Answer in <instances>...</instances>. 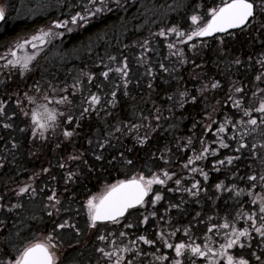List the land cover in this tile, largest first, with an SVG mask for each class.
Masks as SVG:
<instances>
[{"label":"trees","instance_id":"obj_1","mask_svg":"<svg viewBox=\"0 0 264 264\" xmlns=\"http://www.w3.org/2000/svg\"><path fill=\"white\" fill-rule=\"evenodd\" d=\"M178 1H183L188 7L180 9V12L184 11L181 14L185 18L177 23L184 32L191 29L187 9L207 19L208 9L220 3V0H119L118 5L114 4L115 0H105V10L90 18L88 24L71 25L72 32L51 45V49L39 52L30 65L31 71L22 72L19 66L5 67L6 63L3 68L0 67V101L4 108L0 114V203L4 205L0 212V221H3L0 225V252L4 251L5 238L11 239L18 247L21 239H28L38 232L43 235L52 232L55 224L64 217H60L59 213L49 216V213L56 212L47 204H50L47 198L53 192L60 202H66L71 209L73 205L82 204L103 185L140 172L144 175L159 174L162 169L176 175L161 187L153 185L145 204L130 210L116 231H125L131 237L147 235L160 243L159 233L163 232L167 242L175 244L189 235H200L207 227L223 222L225 218L240 224L241 228L247 227L243 226L244 221L252 227V221L244 220L247 216L241 213L237 216V213L241 210L249 215L246 210L249 211L251 206L247 203L264 195L259 181L257 187L252 188V182L247 179L253 174L258 177L264 175V161H261L264 156V147H261L264 144V127H258L254 132L249 129V134L243 138L249 147L240 152L235 151L238 144L232 137L235 135L239 140L244 132V127L239 125L242 118L247 120L243 116V108L259 107V102L264 100V35L255 28H245L231 31L232 35L223 34L209 39L194 37L186 43H178L186 37L171 35L177 40V50L168 54L164 52L163 42L156 40L158 35L151 34L155 37L149 42L150 64L137 62V57L129 53L131 50H123V45H129L131 41L137 43L144 33L141 29L148 28L150 17L147 10L155 7L162 9L166 4ZM7 4L6 20L0 24V54L11 59V55H7L9 48L14 49L18 39L30 37L41 27L47 29L55 19H68L77 11L85 14L81 6L88 5V0H7ZM44 4L50 6L43 7ZM88 6L93 12L101 7L99 2ZM172 23L170 18L165 24ZM137 28L141 31L138 35L137 31L132 32ZM122 54L133 63L132 75L126 85L115 72L118 68L116 61L109 59L116 55L118 63L119 59L123 60ZM237 59L239 64L235 63ZM161 64L167 71L160 67ZM109 68L113 69L110 74L115 76L106 80L101 73ZM88 73L94 74L93 82L84 77ZM258 75L261 80L256 79ZM216 81H219V86L212 88ZM74 84L75 88L79 85L80 92L71 94L69 92ZM37 85L43 91L37 92ZM50 86L56 88L55 94L51 93ZM237 87L244 89L243 94L235 92ZM64 89L67 91L62 93ZM113 91L117 93L115 98L111 96ZM182 92L187 95L181 97ZM25 93L34 97L35 103H30ZM45 94L49 99L54 96L56 100L61 95L71 96V103L62 108L49 104L50 108L57 109L64 116H60L56 126L48 128L43 137L40 129L34 136L30 118L24 113L29 112L30 115L33 108L45 103ZM91 94L100 96V103L89 108ZM230 95L232 100H228ZM192 96L197 97L195 102ZM241 97L242 106L232 107V102ZM84 108H89V111L81 117ZM69 114L73 116L71 123L66 120ZM253 114L259 117V113ZM226 117L235 122L237 128L233 129L229 123L225 125L228 131L218 133L217 129L225 123ZM5 124L11 127L5 128ZM208 124H212L210 129L206 128ZM65 130L74 131V135L65 137ZM144 137H147L146 142L140 144L139 138ZM188 137L192 138L191 145H187ZM221 138L230 145L229 148L220 147ZM105 139L109 143L99 148L98 144ZM258 139L262 141L258 142ZM201 141L210 149H215V155L210 152L204 159L196 160L185 168L188 158L201 152ZM252 144L257 145L255 150L251 148ZM121 153L133 160L131 166L119 158ZM100 155L104 158L97 160ZM227 156L239 159H234L231 165L216 164L217 160ZM193 167L203 169L209 179L205 181L199 172H191ZM69 172L73 173L71 178L68 177ZM176 179L181 180V185L175 184ZM196 180L201 182V189L197 196H192L184 188H191ZM221 181L225 188L217 189L215 185ZM25 185H30V190L17 195L21 186ZM155 188L163 198L153 204L151 200L154 199ZM240 189L244 191L237 195L236 191ZM249 192L253 193L251 199L248 198ZM17 204L22 207H12ZM258 204L257 199V204L251 203L252 208L258 209ZM153 212L155 216L151 215ZM76 213L68 218L75 219L79 225ZM197 213L200 215L197 216ZM145 216H148L147 223L143 222ZM129 218L134 221L130 223L132 228L124 227ZM171 219L174 226L169 225ZM179 226L190 227L191 231L182 240L175 241L176 235L170 236L169 233ZM255 226L259 227L260 223L257 225L256 222ZM151 227L154 230L149 235L147 230ZM87 230L88 234L86 231L82 238L61 243L65 259L74 257L83 249L87 251L88 245L95 248L100 244L99 236L98 244H92L95 228L88 225ZM17 232L21 234L19 238ZM74 235L78 237L76 233ZM260 243L262 239L259 242L256 240V245ZM94 261L85 258L75 264H94Z\"/></svg>","mask_w":264,"mask_h":264},{"label":"snow or ice","instance_id":"obj_2","mask_svg":"<svg viewBox=\"0 0 264 264\" xmlns=\"http://www.w3.org/2000/svg\"><path fill=\"white\" fill-rule=\"evenodd\" d=\"M99 2L101 7L95 8V12L91 11L88 5L95 6ZM115 2L119 5V0H115ZM88 5H82V14L80 11H77L75 15H71L70 19H55L51 21V24L45 29L44 27L39 28L34 34L30 37H25L22 39H18L15 43L14 49L9 48L8 54L11 55L12 59H8L7 63L4 65L5 67H16L19 66L21 71H31L30 65L36 59V56L39 54L41 50V46H44L51 42V38L57 36H64V31H54V29H64L67 32H72L73 28L68 27L69 23L75 26H82L89 23L90 18H94L97 13L103 12L106 8L105 0H88ZM43 7H49V4L42 5ZM110 10V9H109ZM208 18L193 14L190 19L192 22V29L190 32L181 31L177 26H173L167 29V33H174L177 37H186L185 39H181L178 43H186L187 41H192L194 37H208L212 36L215 33H224L228 35H232L233 33L230 31L232 29H245V28H255L258 32L264 35V0H220V3L208 9L207 12ZM6 20V12L4 7H0V21ZM160 36H165V30H161L159 32ZM145 45L148 43L146 40ZM31 45V48L34 50L32 54H26L23 56L17 55L16 50L25 49L27 46ZM169 48H174V44H169ZM195 47V45H192ZM5 59L4 56H0V60ZM110 60H115V57H109ZM235 63L239 64L240 61L237 59ZM127 62L125 61L122 67H118L115 69V72L120 74L122 77L128 76L127 71ZM161 68H164V65H160ZM167 71V68H164ZM113 69L109 68L108 71L101 73V75L107 79L109 73L112 72ZM87 79L91 82L94 78V74L88 73ZM257 80H261V76L256 77ZM79 83V80H77ZM125 85L128 83L127 80L124 81ZM75 84L72 86L75 88ZM219 86V81H216L211 85L212 88H217ZM37 92L43 91L39 85L36 86L35 89ZM51 93H56V88L54 86H50ZM67 91V89H64ZM236 93L243 94L244 89L241 87L235 88ZM30 103H35V98L32 96H28L27 93L24 94ZM117 93L113 91L111 96L115 98ZM187 95L186 92L180 93L181 97H185ZM256 93H253L255 96ZM45 103L39 105L36 108H33L30 112V119L33 125V135H36V129H40V135L43 137L44 130L48 128H52L56 126L58 118L60 116H64V113L59 112L57 109L50 108L49 104H57L63 105L69 103L68 96L61 95L59 100H56L53 96L52 99H49L47 94L43 97ZM192 101L195 102L197 100L196 96L191 97ZM242 99L234 100L232 102V107L240 108L242 106ZM228 100H232V96L228 97ZM186 102V101H182ZM19 103V101H18ZM100 103V96L96 94H91L89 98V108L93 105ZM89 108H84L81 112V117L85 113L89 111ZM4 112L3 102L0 101V114ZM253 113H259V117L254 115ZM25 116H29V112L24 113ZM243 116L247 117V120L241 119L239 121V125L244 127V132L241 134L239 140L234 135L232 137L233 140L237 141L238 147L235 149L236 152H240L242 149L249 147L248 144L243 142L244 136L249 134V129L251 131H256L258 127H264V100L259 102V107H244L243 108ZM159 116L156 117L159 120ZM210 118V117H209ZM67 122H73V116L71 114L66 116ZM212 123H216L212 121ZM232 124V128H237V124L227 117L225 119V123H221L219 128L217 129L218 133H224L228 131L226 128V124ZM5 128L11 127L10 124H5ZM212 124L206 125V128H211ZM63 135L65 137H71L74 135V131L65 130ZM147 140V137L139 138V143L144 144ZM92 141H89L91 144ZM109 141L107 139L104 140L103 143H99V148H104ZM220 147L227 149L230 147L228 143L224 141L223 138L219 141ZM192 144V138H187V145ZM186 145V146H187ZM202 150L198 155H194L193 157L188 158V163L184 165L185 168H188L189 165L193 164L196 160H202L205 158L206 154L210 153L215 155L216 150L210 149V147L204 145V141H201ZM15 147V144H13ZM264 147V144L261 145ZM251 148L255 150L257 148L256 144H252ZM77 157H70V159H76ZM104 157L102 155L97 156V160H102ZM121 160H124L126 165L131 166L133 164V160L127 159L124 157V154L121 153ZM162 158V157H161ZM114 160L116 157L113 158ZM234 159H239V157L227 156L225 159L217 160L216 164L231 165ZM2 166V165H0ZM63 167V165H61ZM217 171L219 169H216ZM43 171L47 172L48 169H44ZM191 172H199L201 176H203L204 180L207 181L209 179L208 173L203 171V169H199L193 167L190 169ZM73 173L69 172L68 177L71 178ZM176 175L174 172H169L166 169H162L159 174L151 173L149 176H145L143 172L137 173L135 175L130 176L126 179L117 180L115 183H109L104 186V188L98 192L97 194L90 195L86 201L85 207L87 209V217L88 224L90 228H96L98 222H111L113 224H119L120 221L126 218L127 214H130V210L136 209L137 206H143L145 204V198L148 197L149 193L153 191V185H164L167 181L172 180ZM163 176V179L161 178ZM251 183L252 188L257 187V181L260 182L259 186L264 188V175H260L259 177L255 174L249 176L247 178ZM175 184L177 186L181 185V180L176 179ZM30 185H25L19 189L17 195L21 193H26L30 190ZM215 187L217 189H224L225 185L223 181L216 184ZM233 190H235L236 186H232ZM201 189V182L196 180L191 188H184L185 192L190 193L192 196H197ZM177 191L179 188L176 189ZM31 191L35 193V189L32 188ZM244 190L240 189L237 191V195H240ZM249 195H253V193L249 192ZM162 195L159 192L154 194V199L151 200V203L155 204L157 201L162 199ZM2 199V198H0ZM48 201L50 202V206L54 208L57 212L60 211L56 206L60 204V200L57 199L56 193L53 192L52 195L48 196ZM259 200L258 211L260 213L258 219L260 221V226L255 227V223L257 220V213L252 212L248 215V220L252 221V226L254 227V231L259 234L262 238V242H264V195L258 196ZM257 199H253L251 201L252 204H257ZM54 201V203H52ZM4 207V205L0 204V208ZM13 208L22 207V205H13ZM170 207H179V205H170ZM12 209L10 208L9 211ZM52 213H49L51 216ZM152 216H155L156 213H151ZM197 216L200 213L196 214ZM35 219V217H33ZM148 216L143 218V222L147 223ZM3 224V221H0V225ZM126 228H132V224L124 225ZM57 229H73L76 233L80 232V229L75 224H70L68 221H64L61 223H56L52 232L48 233L44 239L36 240L31 239L24 241L21 239V246L16 247L15 243L9 239L5 238L4 240V251L0 252V264H60V257L58 255V250L61 247V237L57 232ZM213 229H223L227 230L224 232V243H221L218 249H213L209 245L210 237L205 236V241L203 246L199 243H195L194 241H190L189 243H185L183 241L179 243H168L167 239L164 236V233H159V239L164 242V246L173 249L175 252V258L171 260V264H184V260L181 259L185 257L186 254H189V259L191 257L203 258L205 264H249V260L243 257L234 256L230 250L233 249L236 245L239 244L241 248L244 247V244L241 242L242 237H247L249 240L252 239L249 228L245 227L243 229L236 228L233 224H230L227 218H225L224 223L217 225L212 224L211 227L208 228V232L211 233ZM176 231H179L177 229ZM176 231L169 233L170 236H175ZM185 235H189L191 228L186 227L183 229ZM220 235L219 231L216 233ZM121 236H125L124 232L120 233ZM16 236L19 238L21 236L20 232L16 233ZM99 240L103 241L106 239L105 236L101 235L98 237ZM138 241H143L144 244L154 245L156 240L149 239L145 235H140L137 237ZM131 244H135L136 241H131ZM12 245V251L8 250V246ZM98 251L102 254L104 258H106L111 264H134V260H126L123 255H120L119 252H131L133 249L131 247H125L123 249L114 250V251H105L103 248L98 249ZM14 253V254H13ZM139 251H137V255H139ZM154 255V254H153ZM255 255V253H253ZM113 257L114 261H113ZM156 260L167 261L169 257L167 255H160L155 257ZM256 259L259 261L260 257L257 256ZM191 264H196L195 259H191Z\"/></svg>","mask_w":264,"mask_h":264},{"label":"rangeland","instance_id":"obj_3","mask_svg":"<svg viewBox=\"0 0 264 264\" xmlns=\"http://www.w3.org/2000/svg\"><path fill=\"white\" fill-rule=\"evenodd\" d=\"M0 4L2 5V7L5 8V11L9 7V5L7 4V0H0ZM114 4H117V3H114ZM181 8H188V7L184 6L183 1L172 2L170 4L168 3L162 9H160L159 7H155L153 9H151V10H147L146 13L148 14V17H150L149 18L150 21L148 22V25L146 23V25L148 26V28L141 29V30H144V33H142L141 36L139 35L140 38L137 41V43L135 41H131V43L129 45H126V44L123 45V50L124 49L127 50V51L131 50L129 53H132V55L134 57L135 56L137 57V59H136L137 62H139V61L140 62H143V63L148 62V64H150V62L148 61V60H151L150 59V53H149L151 51V47L149 45V42L153 39V37H155V36H151V34H154V35H158V38H156V40H160L161 42H163L162 43V46L164 47V52H166L168 54L174 53V51L177 50L176 49V47H177L176 41L177 40L174 39V38H171V35H175V34L174 33H167V29L168 28H171L173 26H177V27L180 26L179 24H177L178 23V20H180L182 18H185L181 14L184 11L180 12V9ZM193 14H198V13L192 12L190 10L188 11V9H187V18L189 19V22H190L189 28H191V29H192L193 26H192V22H191L190 17ZM71 15H75V12L72 13ZM169 16L173 20L172 25L165 24L166 23V20L170 19ZM67 18L70 19V17H67ZM145 20H146V18H145ZM157 24H159V26ZM71 25L72 24L69 23L68 27L71 28ZM155 26H156V29H155ZM154 29H155V32H154ZM191 29H190V31H191ZM58 30L59 29H56V30L54 29V31H58ZM62 30H64V29H62ZM161 30H165V32H166V35L165 36H160L159 35V32ZM136 31H137V35H138L139 32H141L140 29H138V28L135 31H132V32H136ZM64 32H65V34L68 33L65 30H64ZM62 39H63V36L62 37L61 36H57V37L51 38V42L48 43V44H46V45H44V46H41V50L39 52H43L44 50L51 49L52 48L51 45H55V42L56 41L59 42ZM146 40L148 41V43L145 45L144 42ZM58 42H57V44H58ZM169 44H174L175 47L174 48H169L168 47ZM157 45H159V42H158ZM159 46L161 47V45H159ZM16 51H17V55L23 56V55H26V54H32V51H34V50L31 48V45H29L25 49L16 50ZM0 56H4L5 57V59L0 60V67L3 68L4 67L3 64L7 63V60L8 59H7V56H5L3 54H0ZM114 57L116 59L115 60H111V62L116 61L115 63L117 64L118 67H122L123 64H124V62L125 61L127 62V65H128V67H127L128 76L127 77H122L120 74H117V75H119L118 77H120V79L124 83V81L125 80L128 81L129 78H130V76L132 75L131 68L133 67V63H132L131 59H129L128 57H126L125 54H122L123 60L122 59L121 60L119 59L118 60V63H117V56L115 55ZM114 76L115 75H112V74L109 73V76H108V78L106 80H110ZM84 77L87 78V75H85ZM93 81H94V79L91 82H93ZM64 92L65 91H62V93H64ZM77 92L78 93L80 92L79 91V85L76 88L70 89V92L69 93L76 94ZM70 97L68 96V100L70 99ZM69 101H70L69 103L60 105V107L62 108L64 106L70 104L71 103V100H69ZM29 118H30V115H29ZM30 121H31V119H30ZM31 126H32V131H33L32 122H31ZM47 130H44V134L43 135L46 134L45 132ZM260 141H262V140L261 139H258V142H260ZM261 161H264V156L261 157ZM149 175L150 174H146L145 176H149ZM104 186L105 185L101 186L102 188H99V190L98 191H95L94 194H97L98 192H100L104 188ZM161 186L162 185H160V187ZM21 187H23V186H21ZM237 191H239V190H237ZM237 191H236V193H237ZM156 192H157V190L155 188L154 189V194ZM252 197H253L252 195H249L248 198L251 199ZM87 199L88 198H86L82 204L73 205L71 207V209L68 206H66V202H62L61 201L60 204L58 205V208L60 209V211L59 212L56 211L55 213H52L53 215H55L56 213H59L60 214V217H61V215H64V217L62 218V220H60L58 223H61V222H64V221H68L70 224L77 225L79 227V229H80V232L79 233H76L75 230H73V229L58 230L57 232L59 233V235L61 237V243H70V241H73L74 239L82 238L86 234V231H87V234H88L87 226L89 224H88V217H87V209L85 207V204H86ZM254 199H256V198H254ZM47 204L50 205L49 203H47ZM247 204L250 205L251 207L248 208L249 211L248 210H246V211L248 212V214H251L252 212H256L257 213V220H256V222H257V225H259L260 221L258 219V217H259L258 215H260V213H259L258 209H256V207H253L252 208L251 203H247ZM35 205H37V204H35ZM28 207H29V204H28ZM1 210H2V208H0V212H1ZM70 212H74V213L71 214ZM75 213L79 215V216L77 215L79 217L78 220L80 221V224L79 225L76 223V220L75 219L72 220V219L68 218L69 216L72 217ZM239 214L240 215L247 216L244 220L248 219V215L246 213L243 214V211L240 210L239 213H237V216ZM172 221L173 220L171 219L170 222H169V225L173 224ZM126 222H127V224L128 223H132V224L134 223V221H133L132 218H129V220H127ZM123 223L115 224V225H111V226L110 225H101V226H99V228L96 227L97 229L95 228L94 233H93L94 234V238H93L92 244H98V240H97V237L98 236H101L103 234H106L107 238L105 240L101 241L100 244H98V246L95 247V248L92 247L93 246L92 244H91L92 246L88 245V248H87L88 250L87 251H85V249H83V251L81 250V251L77 252V254L74 257H71V258H68V259L66 258L65 259L64 258V253L59 248L58 255L60 257V264H66L67 261L70 262L68 264H75V263H79V262L84 261L85 258H88V259L91 258V260H93V261H94V259H96L94 261V264H111V262H109L106 258H104L100 252L97 253V251H95V249L96 248H103L105 251H114V250L123 249L125 247H131V248L134 247V248H137V245L136 244L138 243V240L135 239V237H138V236L135 235V236L131 237L125 231H116V230H118L120 228V226H122ZM235 223L236 222H232V224L236 228L238 226L241 227L240 224L237 225ZM242 223H243V226L247 225V227H250V226H248L249 224L246 221H244ZM250 224H252V223H250ZM173 226H174V224H173ZM185 227L186 226H184V228ZM184 228H182V226H179L178 227L179 231H176L175 241H180V240H182L186 236L185 233H184V231H183ZM102 231H103V234H101ZM121 232H124L125 233V236H121L120 235ZM74 233H76L78 235V237H76L74 235ZM45 236L46 235H43V233L38 232V233L33 234V236L31 235L30 238L24 239V241L31 240V239L42 240V239H44ZM18 241H20V240H18ZM131 241H136V243L133 245V244L130 243ZM141 242L143 243V241H141ZM157 243H160V242L158 241ZM160 244H164V242L161 241ZM263 245L264 244L262 242L259 245L257 244L256 246L251 247L252 249H250V250L253 253H255V255H253V256L250 253V251L249 252H246V254H248V255L250 254L248 256V259L249 260H250V257L252 256L251 260L249 261V264H264V246ZM20 246H18V247H20ZM85 247H83V248H85ZM8 250L11 252L12 251V247L10 246L8 248ZM127 253L122 252V254H121V252H119V254H121V255H126ZM257 256L260 257V260L259 261L256 259ZM124 257H125L126 260H132L133 259V258H131L129 256H124ZM114 258L115 257H113V261H114ZM139 259H141V260H139L140 261L139 264H143V259H148V258L147 257H142V258H139ZM134 264H137V263L134 261Z\"/></svg>","mask_w":264,"mask_h":264},{"label":"flooded vegetation","instance_id":"obj_4","mask_svg":"<svg viewBox=\"0 0 264 264\" xmlns=\"http://www.w3.org/2000/svg\"><path fill=\"white\" fill-rule=\"evenodd\" d=\"M235 31V30H234ZM216 36H218V35H216ZM215 37V36H214ZM199 38V37H198ZM213 38V37H212ZM204 39H209V38H204ZM127 216V215H126ZM125 219L126 218H124V219H122L121 221H120V223H123L124 221H125ZM229 221V220H228ZM119 223V224H120ZM224 223V221L223 222H220V221H218V222H216V223H214V224H217V225H220V224H223ZM229 223L230 224H232V222L231 221H229ZM101 225H115V224H113V223H111V222H98V224H97V226H101ZM255 227H257V226H255ZM208 228L209 227H207L206 228V230L203 232V233H201L200 235L198 234V235H196V236H194V235H189V236H187L186 237V239L183 241V242H185V243H189L190 241H194L195 243H199V244H201V246H203V243H204V241H205V236L207 235L208 237H210V240H209V245H210V247H212L213 249H218V247H219V245L221 244V243H224L225 241H224V232L225 231H227V230H223V229H213V231L211 232V233H209L208 232ZM238 229H243V228H241V227H237ZM249 228V230H250V233H251V236H252V239L251 240H249L247 237H242L241 238V242L244 244V247L243 248H241L240 246H239V244L238 245H236L233 249H231L230 250V252L234 255V256H236V257H243V258H245V259H248V256L250 255H248V254H246V252H249V249H250V247L251 246H255L256 245V240L259 242L260 241V239H262L260 236H259V234L258 233H256L255 231H254V227L252 226V227H248ZM149 230V231H148ZM147 230V233L149 234V235H152L151 234V230L153 231L154 230V228L153 227H151L150 229H148ZM219 231V233H220V235H217L216 233ZM146 233V234H147ZM140 234H142L141 232H140ZM106 238H107V236L105 235V234H103ZM137 236H140L139 234L137 235ZM145 236H147V235H145ZM150 239H152V240H154V238H151V237H149ZM135 239H137V237H135ZM244 241V242H243ZM141 242V241H140ZM140 242H138L136 245H138L137 246V248H132L133 249V251H131V252H128L126 255H123V256H129V257H131V258H133V260L137 263V264H139V262H138V260H135L134 258H142V257H146V256H148V260L149 261H144L143 260V264H171V260L173 259V258H175V252H174V250L173 249H169V248H167V247H165L164 246V244H159V243H155L154 245H148V244H144V243H140ZM142 246H145V248H143ZM147 246V247H146ZM158 246H161V247H159L158 248ZM136 247V246H135ZM98 249H100V248H98ZM98 249H97V253L99 252L98 251ZM136 251H139V255H137V252ZM145 251H146V253H145ZM250 253L252 254V256H253V252L252 251H250ZM121 254H122V252H121ZM120 254V255H121ZM154 254V255H153ZM160 255H167L168 257H169V259L167 260V261H161V260H156L155 259V257L156 256H160ZM252 256L250 257V260H251V258H252ZM181 259H183L184 260V264H191V259H195V261H196V264H205V261H204V259L203 258H198V257H191V259H189V254H186L185 255V257H183V258H181ZM249 260V259H248ZM249 260V261H250ZM222 264H223V262H222Z\"/></svg>","mask_w":264,"mask_h":264},{"label":"water","instance_id":"obj_5","mask_svg":"<svg viewBox=\"0 0 264 264\" xmlns=\"http://www.w3.org/2000/svg\"><path fill=\"white\" fill-rule=\"evenodd\" d=\"M3 21H0V24L2 23ZM234 30H238V29H232V30H230V31H234ZM224 33H215V34H213L212 36H208V37H199V38H212V37H214V36H216V35H223ZM147 199V197L145 198V200ZM139 206V205H138ZM137 206V207H138Z\"/></svg>","mask_w":264,"mask_h":264}]
</instances>
